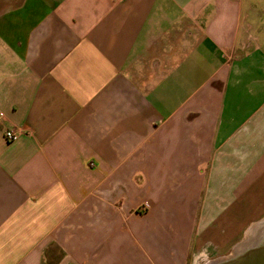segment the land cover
<instances>
[{"label":"crops","instance_id":"obj_1","mask_svg":"<svg viewBox=\"0 0 264 264\" xmlns=\"http://www.w3.org/2000/svg\"><path fill=\"white\" fill-rule=\"evenodd\" d=\"M263 215L264 0H0V264H189Z\"/></svg>","mask_w":264,"mask_h":264},{"label":"water","instance_id":"obj_2","mask_svg":"<svg viewBox=\"0 0 264 264\" xmlns=\"http://www.w3.org/2000/svg\"><path fill=\"white\" fill-rule=\"evenodd\" d=\"M208 264H264V219L254 223L228 255Z\"/></svg>","mask_w":264,"mask_h":264},{"label":"rangeland","instance_id":"obj_3","mask_svg":"<svg viewBox=\"0 0 264 264\" xmlns=\"http://www.w3.org/2000/svg\"><path fill=\"white\" fill-rule=\"evenodd\" d=\"M219 203H220V201H219ZM262 219H264V215L261 218H259L258 220H255L254 222L249 224L244 229L245 232H244V234H242L241 239L237 243H239L240 241H242L245 238V235L249 232L250 228H252V225L254 223H256ZM232 249L233 248H230L229 250H215V249H211V248L195 249L192 256L190 257L189 264H208L209 262L216 260L219 257H223V256L228 255L232 251Z\"/></svg>","mask_w":264,"mask_h":264},{"label":"built area","instance_id":"obj_4","mask_svg":"<svg viewBox=\"0 0 264 264\" xmlns=\"http://www.w3.org/2000/svg\"><path fill=\"white\" fill-rule=\"evenodd\" d=\"M23 130L19 129H7L5 131V136L7 138L8 141H14L16 139H18V137L20 136V134L22 133Z\"/></svg>","mask_w":264,"mask_h":264}]
</instances>
